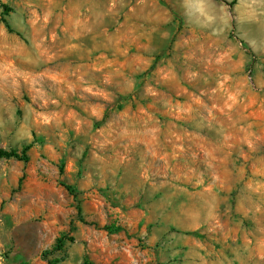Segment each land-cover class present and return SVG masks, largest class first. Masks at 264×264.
<instances>
[{"label":"rangeland","instance_id":"1","mask_svg":"<svg viewBox=\"0 0 264 264\" xmlns=\"http://www.w3.org/2000/svg\"><path fill=\"white\" fill-rule=\"evenodd\" d=\"M204 1L0 0V264H264V0Z\"/></svg>","mask_w":264,"mask_h":264},{"label":"trees","instance_id":"2","mask_svg":"<svg viewBox=\"0 0 264 264\" xmlns=\"http://www.w3.org/2000/svg\"><path fill=\"white\" fill-rule=\"evenodd\" d=\"M9 154L14 155V156L19 157V158H24V159L26 158L25 156H20L15 151H11V152H9ZM62 184L71 193L75 194L74 193L75 190L71 185L65 184V183H62ZM105 228H109V227L106 226ZM73 241H74V237L71 235H64V236H60L59 238H57L52 249L49 251L43 252V257H45V259H46V264H57L59 262V259L57 257H52L53 253L56 251L62 250L67 242H73ZM84 264H92V263L88 259H85Z\"/></svg>","mask_w":264,"mask_h":264},{"label":"crops","instance_id":"3","mask_svg":"<svg viewBox=\"0 0 264 264\" xmlns=\"http://www.w3.org/2000/svg\"><path fill=\"white\" fill-rule=\"evenodd\" d=\"M187 4L195 9V12H201V8L203 7V5H205V1L204 0H186ZM199 9V10H197ZM264 35V33H263Z\"/></svg>","mask_w":264,"mask_h":264}]
</instances>
